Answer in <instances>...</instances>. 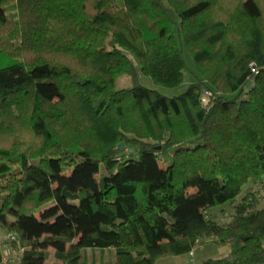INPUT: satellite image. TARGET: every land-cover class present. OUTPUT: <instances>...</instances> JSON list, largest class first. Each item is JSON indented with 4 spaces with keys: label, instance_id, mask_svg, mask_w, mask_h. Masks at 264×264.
<instances>
[{
    "label": "trees",
    "instance_id": "16d2710c",
    "mask_svg": "<svg viewBox=\"0 0 264 264\" xmlns=\"http://www.w3.org/2000/svg\"><path fill=\"white\" fill-rule=\"evenodd\" d=\"M185 52L184 94L137 84L139 68L180 87ZM123 75L134 87L116 88ZM263 202L264 0H0V230L14 264H84L88 249L157 264L201 240L231 247L205 264H264Z\"/></svg>",
    "mask_w": 264,
    "mask_h": 264
},
{
    "label": "rangeland",
    "instance_id": "374dc122",
    "mask_svg": "<svg viewBox=\"0 0 264 264\" xmlns=\"http://www.w3.org/2000/svg\"><path fill=\"white\" fill-rule=\"evenodd\" d=\"M185 62L187 66V69L185 71V80L184 83L178 88L168 89L155 85L154 82L149 77H146L141 73L139 68H138L137 84H140L141 86L149 90L158 91L167 98H174L180 96L184 94L188 90V88L196 81L195 78L196 66L193 59L189 56L187 52H185ZM135 84L136 83L133 82V80L126 75L120 76L116 80V88L118 90L132 88L134 87ZM35 163L38 162L36 161ZM245 191L246 189L244 190L243 194L240 196L239 201H241L242 198L244 197ZM51 206H53V204L48 206L47 208ZM225 209L226 211H223ZM214 211L215 213L213 214V217L219 222H226V218L229 219L232 215V208L229 205L215 209ZM36 215L39 218L40 212H37ZM109 251L110 250H106L105 252H103L102 250H96V249L84 250L82 263L94 264V262H97L96 264H102L104 262V264H106L105 262H108V258L111 257H114V260H116L115 250H111L110 252ZM229 251L230 248L227 245H220L214 243L213 241L210 242L209 240H201L198 243L196 249L194 250L193 257H190V255H185L181 257H168L158 260L157 264H205L209 260H218L225 258L226 256H228ZM53 263L54 261L52 260L48 264H53Z\"/></svg>",
    "mask_w": 264,
    "mask_h": 264
},
{
    "label": "built area",
    "instance_id": "2783aa9c",
    "mask_svg": "<svg viewBox=\"0 0 264 264\" xmlns=\"http://www.w3.org/2000/svg\"><path fill=\"white\" fill-rule=\"evenodd\" d=\"M252 69H253V71L255 72V65H254V64L252 65ZM7 241H8L9 243H13V242L16 241V238H15V236L10 235V236H7ZM9 243L6 244V245L4 246V248H5L6 251H7V255L4 257V263H5V264H14V263H15V257L17 256L18 251L11 249V246H10ZM19 252H20V251H19ZM190 256H191V257L194 256V251H192V252L190 253Z\"/></svg>",
    "mask_w": 264,
    "mask_h": 264
},
{
    "label": "crops",
    "instance_id": "0c3cea01",
    "mask_svg": "<svg viewBox=\"0 0 264 264\" xmlns=\"http://www.w3.org/2000/svg\"><path fill=\"white\" fill-rule=\"evenodd\" d=\"M7 241V237L6 235L3 233V231L0 230V264H5L4 263V257L7 255V251L6 249L4 248V246L6 245ZM210 242H214V243H217V244H220L218 242H216L215 240H209ZM221 245V244H220ZM229 248H230V251L228 253V256H226L225 258L229 257L230 253H231V247L230 245H227ZM191 257V256H190ZM223 259V258H222ZM177 260V259H176ZM219 260V259H218Z\"/></svg>",
    "mask_w": 264,
    "mask_h": 264
},
{
    "label": "water",
    "instance_id": "95a60500",
    "mask_svg": "<svg viewBox=\"0 0 264 264\" xmlns=\"http://www.w3.org/2000/svg\"><path fill=\"white\" fill-rule=\"evenodd\" d=\"M120 148H121V149L124 148V145H121Z\"/></svg>",
    "mask_w": 264,
    "mask_h": 264
}]
</instances>
